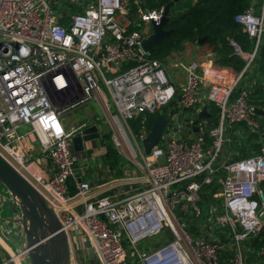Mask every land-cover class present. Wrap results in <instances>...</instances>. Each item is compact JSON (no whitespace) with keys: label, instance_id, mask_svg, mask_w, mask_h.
Returning <instances> with one entry per match:
<instances>
[{"label":"built area","instance_id":"obj_1","mask_svg":"<svg viewBox=\"0 0 264 264\" xmlns=\"http://www.w3.org/2000/svg\"><path fill=\"white\" fill-rule=\"evenodd\" d=\"M163 11L164 5L149 8L142 0H0V153L54 208L69 237L70 264H248L243 242L264 228V127L258 152L218 162L228 126L261 128L245 73L264 37V0H251L234 16L254 40L251 51L230 40L242 69L231 73L207 52L202 61L176 62L184 72L178 87L164 61L141 46ZM205 99L218 108V121L201 118L195 131L189 118L191 133L183 137L179 111L189 109L190 117ZM92 100L112 126L117 149L122 136L133 155L134 168L109 178L106 194L88 180H75L73 192L67 187L76 159L72 136L97 120L67 127L64 116ZM167 104L160 138L145 153V114ZM137 115L143 124L136 133L129 121ZM215 176L216 199L200 204L202 187ZM86 239L94 249L90 258ZM6 253L0 264H23L27 257L23 247Z\"/></svg>","mask_w":264,"mask_h":264},{"label":"trees","instance_id":"obj_2","mask_svg":"<svg viewBox=\"0 0 264 264\" xmlns=\"http://www.w3.org/2000/svg\"><path fill=\"white\" fill-rule=\"evenodd\" d=\"M144 6L149 8L165 5L172 0H142ZM179 0L178 2H180ZM251 0H190L188 5L180 8L175 6V2L170 6L168 16L170 19L164 24L165 29H170V35L159 41L149 57L164 61L172 52L179 51L185 42L197 43L200 36H206L203 43L214 54L216 64L231 67L236 72L240 71L244 65V59L241 55L234 52V48L230 43L232 39L243 51H251L253 49L254 40L248 36L241 28V25L234 20V16L243 11ZM249 75V77H248ZM245 78L253 81L249 93L250 102L253 106L261 107L264 105V37L259 44L256 56L253 60L251 72L245 73ZM211 116L207 119L209 125H214L218 121L219 110L212 102L207 101ZM168 106L165 105L161 109L146 113V127L152 124L158 114L167 112ZM141 115H137L129 121L134 132H138L142 127ZM260 130H251L245 122H234L227 127V134L232 139V147L230 150H237L236 156L229 158H242L259 151L262 145V131L264 127V115L255 114ZM109 141L108 135L106 138ZM114 149V148H113ZM229 150V152H231ZM234 156V157H233ZM104 158L106 162L111 164L112 169L117 167L116 176L123 174L119 168L123 157L121 154L108 151ZM220 170L217 175H222ZM261 189L264 193V181L261 182ZM220 189V183L217 176L213 182L206 184L201 190L200 204L214 202L216 199L214 194ZM193 226V221H191ZM219 234V233H217ZM223 236V233H220ZM244 253L247 257L248 264H264V228L256 235L249 236L243 242Z\"/></svg>","mask_w":264,"mask_h":264},{"label":"water","instance_id":"obj_3","mask_svg":"<svg viewBox=\"0 0 264 264\" xmlns=\"http://www.w3.org/2000/svg\"><path fill=\"white\" fill-rule=\"evenodd\" d=\"M179 0H172L164 5L163 15L159 22H152V30L146 36L141 46L148 54L152 53L156 44L170 35L171 30L165 29L164 24L170 19L168 11L171 5ZM206 36H200L197 43L201 44ZM206 103L200 110L193 111L190 117L183 119L189 124L193 119V130L197 131V122L201 118H209L211 113ZM256 114L264 115V109L254 107ZM168 117L167 112L157 115L149 126L146 136L141 144L143 151L149 153L162 133ZM101 136L96 123L88 124L77 130L72 136V148L76 153L85 149L86 142L93 145ZM81 178H79L80 180ZM259 198L264 201V193L259 192ZM0 223L3 224L6 236L11 237L23 248L27 249L28 264H70L71 250L69 237L62 228L54 208L46 197L0 153ZM87 256L90 258L94 252L88 239ZM86 264H98V260Z\"/></svg>","mask_w":264,"mask_h":264},{"label":"crops","instance_id":"obj_4","mask_svg":"<svg viewBox=\"0 0 264 264\" xmlns=\"http://www.w3.org/2000/svg\"><path fill=\"white\" fill-rule=\"evenodd\" d=\"M207 52H211V51L205 48V46H202L198 43L185 42L183 47L179 51L172 52L169 56L166 57V59L164 60L166 71L168 72L169 76L171 77V79L173 80V82L176 84L177 87L184 81V72L182 71L180 66H176V62L187 63L193 60L202 61L206 58L205 54ZM227 70L230 71L231 73L235 72V70L232 69L231 67H227ZM91 108L92 107L89 106L87 107L89 111L87 115L83 117H75L73 118L72 121H69L65 115L64 116L65 125L67 127L77 126L78 124L87 120H89L90 122H95L96 119H92L94 115L93 117H90L93 112ZM93 108L95 110L100 111L101 113L103 112L102 109L99 107V105L98 107H93ZM112 111L113 113L115 112L113 107H112ZM181 112L182 111H179V113ZM187 115L188 114L186 113L184 118H186ZM96 122L98 129L101 133V136L96 140L95 145H93L91 141H87L85 149L83 151L79 153L75 152L76 159L74 163V178L70 177L67 180V187L69 192H73L74 190L73 182L75 180L79 181V178H81L82 180L90 181L93 186V189L97 191V193L99 192V194H106L107 191L103 190L105 187V183L109 178L111 179L115 177L116 176L115 174L118 172L117 167H114L112 169L111 164L106 162V159L104 158V155L108 152L107 151L108 148L104 144L103 139L107 138V135L108 138L110 137L109 136L110 131H112L113 128L110 125L107 118L105 117L104 119V116L102 121L104 125H101L99 121ZM24 128L25 126H23L21 129ZM105 133L108 134L105 135ZM111 141L115 147L112 138ZM31 153L32 154L39 153V149L37 145L31 146ZM119 154H121L123 157V160L121 161V164L119 166V168L123 171V174L126 173V171H131L134 168V164L129 159L125 147H123L122 150H119ZM78 158H80L83 163L81 162L80 164H78L77 163ZM5 233L6 231L4 229V226L3 224L0 223V261L5 255H7L6 251L17 250L22 247L19 243L15 242L11 237L6 236ZM23 264H28L27 257L24 259Z\"/></svg>","mask_w":264,"mask_h":264},{"label":"rangeland","instance_id":"obj_5","mask_svg":"<svg viewBox=\"0 0 264 264\" xmlns=\"http://www.w3.org/2000/svg\"><path fill=\"white\" fill-rule=\"evenodd\" d=\"M190 2V0H181L180 2H178V3H176V5L175 6H179L180 8H182V7H184V6H186V5H188V3ZM53 6H54V8L55 9H58V5L56 4V3H54L53 4ZM133 16H135L136 17V15L134 14ZM143 27V23L141 22V21H139V24H138V28L139 29H141ZM151 30H152V28L150 27V32H151ZM103 87H104V85L103 84H101ZM203 103H207V100L205 99V100H203L202 101V103H200V104H203ZM92 107L91 109L93 110V112H92V114H91V116L90 117H93V115H94V117L92 118V119H96L97 121H99L100 123H101V125H104V123H102V121H103V112L101 113L100 111H98V110H95L93 107H98V101L97 100H92V101H90V102H88V103H86V104H84V105H80V106H78V107H76V108H74V109H72V110H70V112H68L67 114H66V118L69 120V121H72L73 120V118H75V117H83V116H85V115H87L88 113H89V111H88V109H87V107ZM167 106H168V110L170 109V106H169V104H167ZM200 106V105H199ZM196 108H198V106L196 107ZM102 109V108H101ZM103 111V110H102ZM182 112L181 113H178V119L176 120V122H179L180 124H181V126H182V129H183V132H182V136L183 137H187L188 136V134L189 133H191V130H190V127L188 126V125H186V124H184L183 123V119H184V117H185V114L187 113V114H189L190 113V110L189 109H182L181 110ZM99 112V113H98ZM97 116V117H96ZM82 119H84V118H82ZM104 119H105V116H104ZM129 125H130V127H131V129H132V131L134 130L133 129V127L131 126V124L129 123ZM126 132H127V135H128V137H129V139L132 141V138H131V134L127 131V129L125 130ZM108 133H105V135H107ZM110 137L112 136V131H110V135H109ZM109 137V140H110V142L105 138V139H103V142H104V144L107 146V148H108V150L107 151H114V152H117V153H119V150L117 149V147L115 146L114 147V145H113V143H112V141H111V138ZM119 138H120V141H121V143H122V146L123 147H125V149H126V142H125V140L122 138V136L120 137L119 136ZM232 139H233V137L231 136L230 137V141H228V143L223 147V149H222V151H221V154H220V159H219V161L218 162H220L222 159H224V158H229V157H231V153H232V155H234V156H236L235 154H238V151L237 150H230L231 149V147H232ZM115 143V142H114ZM114 148V149H113ZM229 150L231 151V152H229ZM128 155H129V157L130 158H132L133 159V155L128 151ZM233 156V157H234ZM138 160L141 158V156L139 155V153L137 152V157H136ZM82 162V160L80 159V158H78L77 159V163L78 164H80ZM83 163V162H82ZM154 241H156V240H154ZM139 247H141L142 248V246L141 245H139Z\"/></svg>","mask_w":264,"mask_h":264},{"label":"clouds","instance_id":"obj_6","mask_svg":"<svg viewBox=\"0 0 264 264\" xmlns=\"http://www.w3.org/2000/svg\"><path fill=\"white\" fill-rule=\"evenodd\" d=\"M153 17L157 18V17H155V14H153ZM54 125H55V132L57 133V135L61 134L62 133V129H61L59 123L54 121Z\"/></svg>","mask_w":264,"mask_h":264}]
</instances>
